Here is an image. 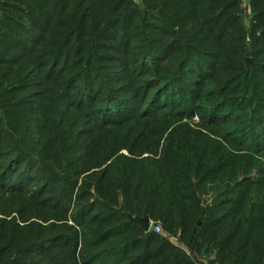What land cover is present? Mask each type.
<instances>
[{
    "label": "trees",
    "instance_id": "obj_1",
    "mask_svg": "<svg viewBox=\"0 0 264 264\" xmlns=\"http://www.w3.org/2000/svg\"><path fill=\"white\" fill-rule=\"evenodd\" d=\"M0 215V264H264V0H0Z\"/></svg>",
    "mask_w": 264,
    "mask_h": 264
},
{
    "label": "rangeland",
    "instance_id": "obj_2",
    "mask_svg": "<svg viewBox=\"0 0 264 264\" xmlns=\"http://www.w3.org/2000/svg\"><path fill=\"white\" fill-rule=\"evenodd\" d=\"M242 2H247V0H241V3ZM241 5V8H242V5H244V4H240ZM251 14L250 13H246L245 14V12L243 13V18H242V20H241V24H243L244 25V29L245 28H249V24H250V18H251V16H250ZM196 57H198V58H200V56H198V55H195ZM247 57H249L250 59H251V61H252V63H251V66L253 65V63H254V60H253V58L252 57H250V56H247ZM245 58H246V56H244L243 57V65L245 66V63L246 62H244V60H245ZM251 66H250V68H251ZM247 68V67H246ZM208 88L209 87H205L204 89H203V92H206L207 90H208ZM179 90V89H178ZM178 90H175V91H173V93L172 94H177V92H178ZM229 96H231V95H228V98H229ZM173 98V97H172ZM191 98H192V95H191ZM232 98V97H231ZM186 100H187V102H189V100H190V94L188 95V93H187V96H186V98H185ZM209 99L210 98H202V100H199V101H196V102H192L191 104H194L195 103V108H198L199 107V109L196 111V113H195V115L194 116H192L190 119H189V124H192V126H195V125H198L201 121L200 120H202V118H204L203 116H205V112H204V106H205V108H207V107H210L209 105H211L212 103H209ZM178 97L177 96H174V98H173V102H178ZM190 106V105H189ZM225 108L227 109V110H230V104L228 103V104H226L225 105ZM244 128L245 127H243V126H240L239 127V131H241V130H244ZM14 214H12L11 216H13ZM0 217H4L3 215H0ZM155 224H161L160 222H156ZM162 226V225H161ZM174 236V235H173ZM175 237H177V236H175ZM197 258V257H196ZM204 264H206L205 262H203ZM199 264H201V260H199Z\"/></svg>",
    "mask_w": 264,
    "mask_h": 264
},
{
    "label": "water",
    "instance_id": "obj_3",
    "mask_svg": "<svg viewBox=\"0 0 264 264\" xmlns=\"http://www.w3.org/2000/svg\"><path fill=\"white\" fill-rule=\"evenodd\" d=\"M80 20V19H79ZM78 20V21H79ZM245 62H246V67L247 68H250L251 66V59L249 57H246L245 58ZM129 220L131 222H134V223H137L141 226V228L144 230V231H148L150 229V226H151V221L148 219V217L144 216V217H140V216H131L129 218Z\"/></svg>",
    "mask_w": 264,
    "mask_h": 264
},
{
    "label": "built area",
    "instance_id": "obj_4",
    "mask_svg": "<svg viewBox=\"0 0 264 264\" xmlns=\"http://www.w3.org/2000/svg\"><path fill=\"white\" fill-rule=\"evenodd\" d=\"M152 230L154 231V232H157V233H162V229H161V226L159 225V224H154L153 226H152ZM170 241L172 242V243H174V244H178V242H177V237H171L170 238ZM201 264H204L202 261H201Z\"/></svg>",
    "mask_w": 264,
    "mask_h": 264
}]
</instances>
